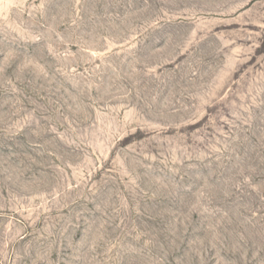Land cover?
I'll use <instances>...</instances> for the list:
<instances>
[{
  "label": "rangeland",
  "instance_id": "1",
  "mask_svg": "<svg viewBox=\"0 0 264 264\" xmlns=\"http://www.w3.org/2000/svg\"><path fill=\"white\" fill-rule=\"evenodd\" d=\"M0 264H264V0H0Z\"/></svg>",
  "mask_w": 264,
  "mask_h": 264
}]
</instances>
